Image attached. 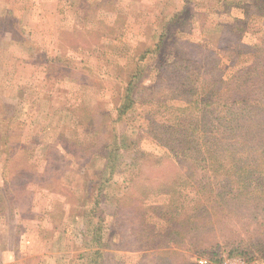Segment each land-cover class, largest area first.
Wrapping results in <instances>:
<instances>
[{
	"label": "rangeland",
	"instance_id": "rangeland-1",
	"mask_svg": "<svg viewBox=\"0 0 264 264\" xmlns=\"http://www.w3.org/2000/svg\"><path fill=\"white\" fill-rule=\"evenodd\" d=\"M254 2L0 0V264H264V198L260 222L245 203L185 210L228 178L193 137L176 145L191 131L175 126L211 127L216 106L187 101L264 67ZM130 80L134 103L119 117ZM110 150L115 172L99 192Z\"/></svg>",
	"mask_w": 264,
	"mask_h": 264
},
{
	"label": "trees",
	"instance_id": "trees-1",
	"mask_svg": "<svg viewBox=\"0 0 264 264\" xmlns=\"http://www.w3.org/2000/svg\"><path fill=\"white\" fill-rule=\"evenodd\" d=\"M254 1L256 3L253 4H257L261 13L264 14V5L258 0ZM253 50L256 59L264 55L260 53L262 49L254 47ZM227 81L214 78L208 85L203 84V90L198 92H204V96L198 94L196 100L187 101L188 106L191 105L197 111L200 110V103H204L207 107L216 106L219 114L215 115L216 122L210 123L211 127H208V123L199 122L197 125L195 122L188 121L187 118L184 121L188 123L182 124V117L175 118V126H188V130L191 131V133L183 132L181 137L176 139L179 141L176 145L183 142L181 143L183 146H189L187 137H193L190 147L201 155L204 164L213 167L214 177L219 179V182L222 180L219 178L221 176L228 178L227 184L219 189H215L211 182H206L207 184H204L203 188L197 192L202 193L205 198L197 197L195 193L192 199L198 201L193 202L192 206L184 205V207L185 210L193 213H198L200 210V213L204 215V211L208 213L213 205L223 208L222 205L231 204L240 212L244 209L243 203H245L249 204L248 208L251 207L252 218L260 222L256 207L260 205V198H264V180L262 179L264 178V67H245L232 81L229 83ZM133 85L132 80L126 85L125 101L118 107L119 117L134 103ZM201 131L202 134H200ZM207 138L212 141V149L205 153L204 150L208 145ZM117 156H119L118 152L114 150H110L105 156L108 173L104 178L101 173L103 181L99 192H102L103 186H107L112 179ZM190 164L192 159L188 162V166ZM257 173L258 176H256ZM211 195L217 199V202L209 200ZM97 200L100 202L101 197ZM261 209L264 210V207ZM260 224L264 226V222ZM99 230L100 228H93L94 238L101 244Z\"/></svg>",
	"mask_w": 264,
	"mask_h": 264
},
{
	"label": "built area",
	"instance_id": "built-area-1",
	"mask_svg": "<svg viewBox=\"0 0 264 264\" xmlns=\"http://www.w3.org/2000/svg\"><path fill=\"white\" fill-rule=\"evenodd\" d=\"M232 260L229 261V264H232ZM199 264H213L211 261H209L208 259H200L199 260Z\"/></svg>",
	"mask_w": 264,
	"mask_h": 264
}]
</instances>
